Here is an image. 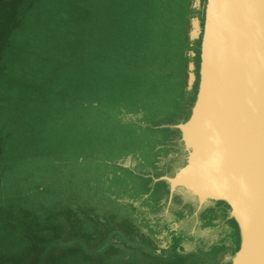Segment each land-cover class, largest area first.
Segmentation results:
<instances>
[{
  "label": "rangeland",
  "instance_id": "obj_1",
  "mask_svg": "<svg viewBox=\"0 0 264 264\" xmlns=\"http://www.w3.org/2000/svg\"><path fill=\"white\" fill-rule=\"evenodd\" d=\"M93 6L98 7V0H0V65L6 71L5 75L0 74V186L34 191L48 181L51 192H55L53 198L61 191L63 200L67 198L65 194L70 200L78 192H82L83 199L78 232L70 226L62 233L54 225L45 227L47 223L65 221L61 215L55 220L50 218L51 222L40 217L17 220V227L22 230L18 239L11 232L15 223L0 225V264H107L119 256L131 264H157L155 258L163 260V264H229L238 241L233 247L228 244V231L222 221L203 226L204 229L197 226V232L190 233L193 227L186 225L188 221L176 219L174 227L181 229L185 237L175 245L166 236L157 242L147 234L149 228L141 229L128 220L100 218L99 224L98 218H90L89 196L104 191L134 193L136 187L118 177L110 186L104 177L99 179L88 170L87 161L80 174L75 170L74 157L80 148L76 145L78 141L86 143L91 134L92 129L87 127L89 118L102 116L98 114L99 105L97 109L89 107L91 101L99 99L93 84L99 80L85 73L87 59L78 55L91 48ZM28 15L38 17L42 25L38 23L37 28L43 30V39L20 38L27 31L23 22L16 39L5 48L14 29ZM93 133L97 136L98 128ZM121 140L114 142L118 154L128 149L121 146ZM183 153L186 152L177 153L172 168L163 163L155 171L135 168L134 172L172 176L185 164ZM156 194L160 195L159 189ZM98 197L102 206L122 203L109 194ZM68 200L66 204L62 201L65 206ZM37 205L41 207V203ZM65 206L59 203L58 209ZM212 207L206 209L209 216L217 213ZM89 233L98 237H90Z\"/></svg>",
  "mask_w": 264,
  "mask_h": 264
},
{
  "label": "trees",
  "instance_id": "obj_2",
  "mask_svg": "<svg viewBox=\"0 0 264 264\" xmlns=\"http://www.w3.org/2000/svg\"><path fill=\"white\" fill-rule=\"evenodd\" d=\"M205 3L206 0H98V7L93 6L90 14L92 24L89 25L93 32L91 48L78 55L83 60L87 59L83 66L85 73L99 80L98 83L93 82L99 99L91 101L89 107L97 109L99 105L98 114L102 116L89 118L87 127L89 131L92 129L91 134L86 143L78 141L76 145L80 148L74 157L75 170L80 174L84 169L83 163L86 165L87 161L88 170L100 176L99 179L104 177L110 186L114 177L136 186L134 193L104 191L89 196L90 218H98L99 224H102L100 218L128 220L141 229L149 228L147 234L157 242H162L161 237L166 236L176 245L185 237L181 229L174 227L176 219H186V225L193 227L190 233L197 232V226L204 229L222 221L228 231V244L233 247L238 241L237 251L238 230L234 220L229 218V207L225 203L210 202L197 211L196 202L175 193L168 204V185L159 180L163 174L140 175L138 171L134 172L135 168H152L155 171L163 163L170 164L172 168L177 153L184 151L175 126L187 121L196 97ZM47 20L52 23L51 18ZM23 22L27 31H23L20 38L25 41L43 39V30L37 28L38 23L41 24L38 17L28 15L14 29L5 48L16 39ZM0 74H6L3 65H0ZM97 128L98 135L95 136L93 131ZM120 140L121 146L128 149L118 154L116 143ZM48 183L44 182L42 188L34 191L30 188L6 190L0 186V225L15 223L11 232L17 236L16 239L22 231L17 227L19 219L40 217L42 221L51 222L50 218L55 220L61 215L65 221L47 223L45 227L54 225L61 233L69 230L67 226L72 231L77 230L82 192L72 197L73 200H68L64 192L68 200L65 206L62 201L65 204L67 201L63 200V192L57 191L56 198H53L55 192H51ZM158 189L159 196L156 194ZM108 194L117 197L116 202H122L121 206H102L98 196ZM40 196L41 200H38ZM59 203L65 208L58 209ZM211 206L217 209V213L212 212L209 216L206 209H211ZM98 235L89 233L90 237ZM155 259L157 264L164 263ZM118 263L133 262L121 256L107 262Z\"/></svg>",
  "mask_w": 264,
  "mask_h": 264
},
{
  "label": "water",
  "instance_id": "obj_3",
  "mask_svg": "<svg viewBox=\"0 0 264 264\" xmlns=\"http://www.w3.org/2000/svg\"><path fill=\"white\" fill-rule=\"evenodd\" d=\"M175 128L186 159L159 179L168 204L225 203L239 235L230 264H264V0H206L196 97Z\"/></svg>",
  "mask_w": 264,
  "mask_h": 264
}]
</instances>
